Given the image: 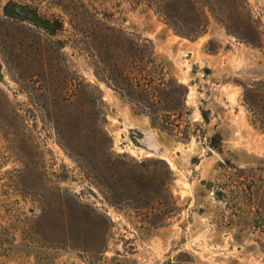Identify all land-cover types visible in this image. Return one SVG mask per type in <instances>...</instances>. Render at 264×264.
<instances>
[{
  "label": "rangeland",
  "instance_id": "rangeland-1",
  "mask_svg": "<svg viewBox=\"0 0 264 264\" xmlns=\"http://www.w3.org/2000/svg\"><path fill=\"white\" fill-rule=\"evenodd\" d=\"M240 4L186 37L151 0H0V264H264V131L243 95L264 81V0ZM83 11L152 42L188 87L186 136L96 77ZM79 82L98 91L110 143L85 134Z\"/></svg>",
  "mask_w": 264,
  "mask_h": 264
},
{
  "label": "trees",
  "instance_id": "trees-1",
  "mask_svg": "<svg viewBox=\"0 0 264 264\" xmlns=\"http://www.w3.org/2000/svg\"><path fill=\"white\" fill-rule=\"evenodd\" d=\"M221 1L223 0H151L158 14L174 32L186 37L197 36L204 31L208 20L207 13L214 14L213 6L221 7ZM231 1L235 4L236 13L240 15L239 9L243 8L241 0ZM9 12L30 19L27 16L30 12L24 8L18 12L13 8ZM74 17L80 21V26L78 23V30L82 33L80 39L92 59L96 77L133 104L138 112L145 114L152 126L168 133L186 136L188 133L182 125L188 122L187 118L190 115L186 105L188 87L165 70L154 54L152 42L103 22L97 13L76 12ZM81 21L83 24L85 22L84 28ZM248 43L256 46L252 40H248ZM78 87L75 92L82 105L77 109V115L85 119L90 127L84 129L85 134L89 137L92 135L104 137L110 143V138L102 126L105 118L98 91L93 89L87 95L82 82L78 83ZM243 95L255 123L264 131V81L245 88ZM56 112L59 114L61 110ZM66 114L71 115L70 112ZM215 138L217 136L213 137ZM105 156L109 159L107 168L118 162L112 159L110 153H105ZM121 162L125 168L133 171L144 166L142 162L134 164ZM167 172L170 173L168 169ZM112 178H116V174L112 175ZM136 182L137 176L126 181L127 200H131L133 194L137 193L133 188ZM154 183L157 184L159 181ZM109 193L111 197L116 195L114 190H110ZM147 197L148 194H145L139 196V199ZM156 199L161 203V197L154 198Z\"/></svg>",
  "mask_w": 264,
  "mask_h": 264
}]
</instances>
